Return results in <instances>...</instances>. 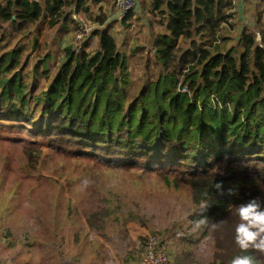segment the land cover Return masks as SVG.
Masks as SVG:
<instances>
[{"label": "trees", "instance_id": "trees-1", "mask_svg": "<svg viewBox=\"0 0 264 264\" xmlns=\"http://www.w3.org/2000/svg\"><path fill=\"white\" fill-rule=\"evenodd\" d=\"M136 1L141 17L149 14L161 29L149 42L159 70L139 86L131 82L111 24L92 31L98 38L93 51L86 50L90 37L79 53L61 50L57 68L51 47L32 55L45 46L37 40L45 29L68 33L78 26L73 15L90 17L107 0H0V121L76 163L154 173L167 186L182 183L194 206L191 223L201 218L204 199L210 202L204 214L209 224L225 222L252 198L264 207V48L255 43L256 29L242 27L236 45L223 49L219 41L229 39L221 30L230 25L231 0ZM134 19L128 13L117 21L128 30ZM254 20L264 34V7ZM143 48L133 45L131 55ZM29 56L37 60L31 83ZM38 77L47 85L36 93ZM42 154L40 147L29 152L27 165L35 169ZM221 181L223 194L213 187ZM92 220L90 228L102 227ZM233 232L225 229L211 264H231L243 255L264 264L255 251L236 245Z\"/></svg>", "mask_w": 264, "mask_h": 264}, {"label": "rangeland", "instance_id": "rangeland-1", "mask_svg": "<svg viewBox=\"0 0 264 264\" xmlns=\"http://www.w3.org/2000/svg\"><path fill=\"white\" fill-rule=\"evenodd\" d=\"M231 2L230 25L221 30V36L229 39L219 41L223 49L236 45L242 27L258 31L254 14L264 7L261 1V6L256 5L259 0ZM80 14L89 29L84 38L90 37L87 51L97 47L98 38L91 36L92 31L111 24L109 32L127 58L132 84L139 86L142 78L154 77L159 68L154 65L149 42L161 30L156 19L141 17L138 10L131 22L134 27L125 30L114 17L112 0L92 8L90 17ZM103 18L105 23L100 26ZM56 29H45L38 36L40 47L46 48L42 46L32 55H43L51 47L57 68L63 61L61 50L69 47L80 52L81 44L74 37L76 28L62 35L64 29ZM20 40H12L8 49ZM133 45L144 48L132 56ZM36 62L29 56L27 82H32ZM47 63L51 66V61ZM37 80L36 93L47 85L43 78ZM7 125L0 121V264H131L141 254L144 241L153 236L167 250V264H211L218 242L226 240L225 229L232 228L235 234L239 222L235 213L215 230L210 223L192 231L189 217L194 206L188 189L182 183L167 186L154 173L95 168L87 160L76 163L47 144L38 146L43 154L32 169L26 155L38 148L34 144L38 140L33 143L26 130ZM84 179L90 181L87 187L81 183ZM94 214L102 215L92 220ZM88 219L102 227L90 228ZM255 254L264 261V255Z\"/></svg>", "mask_w": 264, "mask_h": 264}, {"label": "clouds", "instance_id": "clouds-1", "mask_svg": "<svg viewBox=\"0 0 264 264\" xmlns=\"http://www.w3.org/2000/svg\"><path fill=\"white\" fill-rule=\"evenodd\" d=\"M255 43L264 48V34L257 31L254 34ZM185 91H187L185 89ZM82 185L87 187L90 184L88 179H84ZM213 187L217 192L223 194V182L214 183ZM228 194L233 195L232 189H228ZM210 207L208 199L201 200L198 206L200 219L192 222V231L196 232L209 224V219L204 214ZM239 222L235 226V243L242 251L253 250L264 255V207L258 198H252L236 207ZM224 221L211 223L212 229H217ZM231 264H257V260L251 255L236 256Z\"/></svg>", "mask_w": 264, "mask_h": 264}, {"label": "built area", "instance_id": "built-area-1", "mask_svg": "<svg viewBox=\"0 0 264 264\" xmlns=\"http://www.w3.org/2000/svg\"><path fill=\"white\" fill-rule=\"evenodd\" d=\"M112 9L115 11V19L121 20L126 14L138 11V3L136 0H112ZM81 14L73 15V19L76 20L78 26L75 31V39L82 44L88 38L89 29L85 25L84 21L80 16ZM76 53H79L74 48ZM73 51V52H74ZM78 51V52H77ZM74 52V53H75ZM168 263V252L161 247V243L157 236L148 238L146 241L141 254L131 264H167Z\"/></svg>", "mask_w": 264, "mask_h": 264}, {"label": "crops", "instance_id": "crops-1", "mask_svg": "<svg viewBox=\"0 0 264 264\" xmlns=\"http://www.w3.org/2000/svg\"><path fill=\"white\" fill-rule=\"evenodd\" d=\"M105 3H106V2H103V3L101 4V7H103V6L105 5ZM258 4H260V1H259L256 5H258ZM145 16H148L153 22H155V21L149 16V14L145 13ZM108 18H109V17H108Z\"/></svg>", "mask_w": 264, "mask_h": 264}]
</instances>
